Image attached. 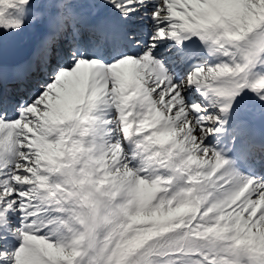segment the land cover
Listing matches in <instances>:
<instances>
[{
	"label": "snow or ice",
	"instance_id": "6c2138e0",
	"mask_svg": "<svg viewBox=\"0 0 264 264\" xmlns=\"http://www.w3.org/2000/svg\"><path fill=\"white\" fill-rule=\"evenodd\" d=\"M0 264H264V0H0Z\"/></svg>",
	"mask_w": 264,
	"mask_h": 264
},
{
	"label": "bare ground",
	"instance_id": "6f19581e",
	"mask_svg": "<svg viewBox=\"0 0 264 264\" xmlns=\"http://www.w3.org/2000/svg\"><path fill=\"white\" fill-rule=\"evenodd\" d=\"M40 38V31L39 29L37 28H34L32 31H31V34L30 36H27L25 38V41L27 42H32V43H36Z\"/></svg>",
	"mask_w": 264,
	"mask_h": 264
},
{
	"label": "water",
	"instance_id": "95a60500",
	"mask_svg": "<svg viewBox=\"0 0 264 264\" xmlns=\"http://www.w3.org/2000/svg\"><path fill=\"white\" fill-rule=\"evenodd\" d=\"M4 46V37L2 36V38L0 39V47Z\"/></svg>",
	"mask_w": 264,
	"mask_h": 264
},
{
	"label": "rangeland",
	"instance_id": "374dc122",
	"mask_svg": "<svg viewBox=\"0 0 264 264\" xmlns=\"http://www.w3.org/2000/svg\"><path fill=\"white\" fill-rule=\"evenodd\" d=\"M27 29H28V31H30V30H33L34 29V27H27ZM37 29V28H36ZM30 45H32L31 43H29ZM34 45L36 44V43H33Z\"/></svg>",
	"mask_w": 264,
	"mask_h": 264
}]
</instances>
